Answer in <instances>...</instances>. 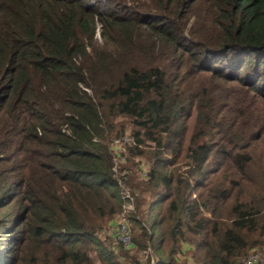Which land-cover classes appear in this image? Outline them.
Instances as JSON below:
<instances>
[{"label": "trees", "instance_id": "trees-1", "mask_svg": "<svg viewBox=\"0 0 264 264\" xmlns=\"http://www.w3.org/2000/svg\"><path fill=\"white\" fill-rule=\"evenodd\" d=\"M125 129L133 254L109 231ZM260 142L264 0H0V264L264 257Z\"/></svg>", "mask_w": 264, "mask_h": 264}, {"label": "built area", "instance_id": "built-area-1", "mask_svg": "<svg viewBox=\"0 0 264 264\" xmlns=\"http://www.w3.org/2000/svg\"><path fill=\"white\" fill-rule=\"evenodd\" d=\"M133 141L130 133L124 132L121 135L113 136L110 141V149L113 154L114 163L112 166L114 175L117 177V181L121 188V197L124 199L123 211L120 216L116 217L115 224L113 227V234L116 241L121 245V247L129 249L134 246L132 239L131 227L126 219L125 212L131 210L133 207L132 198L127 187L121 183V177H124L127 173L131 172V167L127 164V144ZM137 158V156L135 157ZM148 165L139 160V165L137 169L140 171L141 175H145L147 172ZM144 250L142 253H145ZM264 257L256 248L248 250L246 253L238 257V264H261Z\"/></svg>", "mask_w": 264, "mask_h": 264}, {"label": "rangeland", "instance_id": "rangeland-1", "mask_svg": "<svg viewBox=\"0 0 264 264\" xmlns=\"http://www.w3.org/2000/svg\"><path fill=\"white\" fill-rule=\"evenodd\" d=\"M99 31H100V28H99V25H96V27H95V35H94V38L98 41V42H100L101 41V39H100V37H99ZM124 132H127V133H129V129H125V131ZM131 143H132V141H131ZM260 146H258L259 148H261V149H264V142H260ZM126 153H127V158H129V153H128V151H127V147H126ZM136 157V156H135ZM135 157H133V164H130V163H127L130 167H131V172H138L139 170L137 169V166L139 165V160L141 161V162H144L146 165H148V163H147V160L144 158V156H138L137 155V158H135ZM264 154L263 153H260V155L258 156V157H255L254 159H253V161L251 162V164H250V166H249V172H251L252 171V174H251V180H252V175H256V176H254V178L255 179H258L259 178V175H261V176H264ZM140 172V171H139ZM143 176V175H142ZM251 183H252V181H251ZM263 184H264V180H263ZM123 211V204H122V209L120 210V212L117 214V215H115V217L112 219V221L110 222V227H109V231H112V229H113V227H114V224H115V219H116V217H118V216H120V213ZM131 212V210H128V211H126L125 212V214H126V217H127V214H129ZM126 219H128V217L126 218ZM128 222H129V220H128ZM129 224H130V222H129ZM264 246V245H263ZM183 247H184V249H186V247H185V245H183ZM256 249H258L259 251H261V253L263 252V250H262V248H259V247H255ZM124 249H126V248H124ZM127 251H128V254H133L134 252H135V249H134V247H132V248H129V249H126ZM185 251V250H184ZM140 254V256L141 257H145V256H147V255H151V252H150V249H146V251H145V253H139ZM242 255V254H241ZM184 256L186 257L185 259H186V262H187V264H192V261H191V258H190V256H189V254L188 253H182V252H180L178 255H177V259H176V263H180V262H184V260L182 259V258H184ZM240 256V255H239ZM238 259V258H237Z\"/></svg>", "mask_w": 264, "mask_h": 264}]
</instances>
